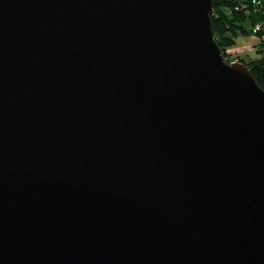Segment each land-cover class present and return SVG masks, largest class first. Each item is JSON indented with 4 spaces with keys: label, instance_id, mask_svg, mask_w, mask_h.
<instances>
[{
    "label": "water",
    "instance_id": "obj_1",
    "mask_svg": "<svg viewBox=\"0 0 264 264\" xmlns=\"http://www.w3.org/2000/svg\"><path fill=\"white\" fill-rule=\"evenodd\" d=\"M211 0H0V264H264V91Z\"/></svg>",
    "mask_w": 264,
    "mask_h": 264
},
{
    "label": "trees",
    "instance_id": "obj_2",
    "mask_svg": "<svg viewBox=\"0 0 264 264\" xmlns=\"http://www.w3.org/2000/svg\"><path fill=\"white\" fill-rule=\"evenodd\" d=\"M211 7L212 31L222 54L235 46L238 36L253 35V29L257 25L260 26L257 36H264V0H211ZM260 46L256 58L241 63L250 70L257 85L264 91L263 42Z\"/></svg>",
    "mask_w": 264,
    "mask_h": 264
},
{
    "label": "rangeland",
    "instance_id": "obj_3",
    "mask_svg": "<svg viewBox=\"0 0 264 264\" xmlns=\"http://www.w3.org/2000/svg\"><path fill=\"white\" fill-rule=\"evenodd\" d=\"M260 43H262V39L257 36H238L235 46L221 54L227 64L247 62L257 57V51L261 49Z\"/></svg>",
    "mask_w": 264,
    "mask_h": 264
},
{
    "label": "built area",
    "instance_id": "obj_4",
    "mask_svg": "<svg viewBox=\"0 0 264 264\" xmlns=\"http://www.w3.org/2000/svg\"><path fill=\"white\" fill-rule=\"evenodd\" d=\"M253 3H256V4H258L259 2H255V1H253ZM259 29H260V26L259 25H257L254 29H253V36H257V31H259ZM258 37V36H257ZM262 39V42H263V44H264V36L261 38Z\"/></svg>",
    "mask_w": 264,
    "mask_h": 264
}]
</instances>
